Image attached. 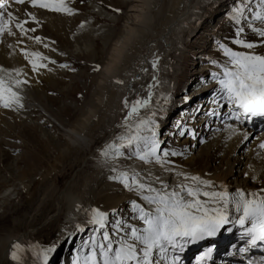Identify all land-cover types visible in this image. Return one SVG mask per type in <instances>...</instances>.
<instances>
[{
    "label": "bare ground",
    "instance_id": "1",
    "mask_svg": "<svg viewBox=\"0 0 264 264\" xmlns=\"http://www.w3.org/2000/svg\"><path fill=\"white\" fill-rule=\"evenodd\" d=\"M79 1L76 0L75 2L79 3ZM112 1L120 4L114 6H126L127 9L120 32L116 36L113 34L115 38L111 43L109 42L108 48L102 47V50H98L101 53L99 54L98 52L97 57L98 55L100 57L106 55L104 61L97 64L96 60L90 57L94 62L93 68L99 67V70L95 71L91 80L94 85L93 92L91 91L94 93V98H90L86 108L80 110L79 117L73 125L67 128L59 127L62 132L60 137L64 142L61 145L56 143L55 148L59 151V155L54 161L53 169L49 172L45 171L39 178L36 180L32 179L29 184L23 187V191L28 194L26 205L28 213H31L30 217L34 214H32L33 211L37 212L45 208L42 218H46L38 227L34 228L33 226L34 229H21L22 222L28 218L25 215L22 219L15 221L16 225H18L16 232L7 236L6 240L0 238V264H45L44 254H47V251L44 248L53 239L55 233L62 230L63 233L67 232L66 234H72L74 230H77L79 231L78 235L90 232V234H86L90 242L95 235L93 232L94 228L89 222L92 209H98L108 213L110 216L125 201H135L140 206L150 210L151 206L147 205L135 190L129 191L119 182L121 171H126L129 175L133 172L139 173L144 178L145 183L150 181L155 187H159L157 177H159L160 181L169 183L173 187L179 184L181 177L175 175V173L179 172L189 176L197 175L204 180L211 181L216 186L213 190L226 191L230 196H235L238 191H243L246 195L255 193L257 194V199L264 196V187H261L264 174V162H262L264 149L259 147L261 143H264V140L250 152L248 156L249 162L246 163L247 165L245 164L246 167L244 168L245 183L240 182L236 176L241 173V170L235 169V165L237 164L240 167L244 166V163L238 161L239 159L236 155L245 149L244 133L247 131L236 123L221 125L218 122V118L223 115V112H216L215 110L219 108L218 105L221 103L223 96H225L219 83L215 85L213 82H209V85L203 86L204 89L199 92V95L208 91V97L203 99L205 101H200V103L203 102L204 104H202L203 106H198L200 110L198 109L197 111V108H195L196 111L192 112L189 117L188 128L191 125H193V129L195 126L202 128L203 125H206L205 136L208 138L207 142L218 133V139L206 146L208 152H215L214 157L216 153H221L227 143H230L229 140L236 135L230 136L227 126L232 125L238 129L237 138L233 140V147L230 149L229 154V157L232 156L235 160L229 162L225 172L209 170L210 168L201 171L196 166H192L195 162H192V164L188 162L186 165L181 161L177 164L168 162L164 166L156 163L145 164L132 156V150L127 147L120 149L125 155L118 160L106 159L101 155V152L109 145L116 143L119 146L118 137L131 134L129 127L124 123L126 114L129 111V109L125 108L126 100L134 102L137 99H147L151 95L150 105L141 110V118L151 121L150 126L157 133L159 141H161L160 129H162L168 119H172V116L184 110L186 98L181 96L185 93L186 86L190 87L196 81L201 80V78H208L209 72H217L222 78V69L227 64L219 62V64H216L217 67L207 70L206 64H210L208 61L210 53L206 49V45L211 39L216 41L217 37L220 36L217 34V30L226 19L220 17L224 13L229 14L230 17L231 15L233 18L236 17L237 13L232 11L235 7L234 4L239 3L238 7H242L243 11L247 4L246 1L249 0H243V2L242 0ZM1 2L6 5L7 11L14 12L21 21L29 19V23L25 27L36 29L35 32L29 31L21 35L15 28L16 22L13 21L12 29L14 35L8 36L5 34L0 37V68L11 72L13 80L28 81L31 87L25 88L30 90L29 95L25 93L27 96L23 97L22 95L24 94L21 96L24 98L23 105L27 103V109L33 110L36 109L37 104L40 105L37 99L38 94L42 90L43 93H46L53 86L58 88L64 85V82L58 79L59 76L63 77L64 74L58 70L54 71L56 68L53 69L52 66L50 71L49 69L45 71L47 67H41L33 71L29 63V59H33V57L26 58L24 53H41L42 56L48 59H44L45 62L39 61V63L48 66L47 63H50V60L54 58L52 55H55V50L59 49H54L52 44L47 41L50 39L46 40L44 34H55L65 42L69 40L64 38L67 36L71 37L64 33L71 24L68 19L69 15L31 8L27 0L22 8L11 5V0H1ZM257 11L264 12V3H261V7L255 9L254 13ZM28 12L35 15L39 23L32 22L26 15ZM244 12L245 10L243 13L240 12L238 16H242ZM252 16L253 20L250 21L251 23L255 20L254 14ZM250 22H247V25H250ZM258 25L260 28L263 27L260 24ZM258 25H255L257 29ZM77 31H79L77 35H81V39L78 40V37L75 36V40L78 42L85 41L84 39H86L88 34L85 35V33L83 35L81 28ZM103 33L109 34L107 31ZM37 36L41 38L39 43L35 40ZM94 36L91 34L89 39H93V41L95 39L97 45H99V41ZM105 38L104 36L103 39ZM107 39L104 40L106 46L108 44ZM45 45L53 51L51 52L47 48L44 49ZM105 49H108L107 53ZM94 57L97 58L96 56ZM154 62L156 64L155 68L153 67ZM223 62L225 61L223 60ZM200 65L201 67L199 68ZM218 65H220L219 68ZM17 70L21 72V75L16 76ZM0 76H6V73L0 72ZM116 81H122L123 83H117ZM50 91H54V89ZM65 92H68L70 96L73 94L72 90H66ZM212 94L214 95L212 96ZM7 111L8 109L0 107V124L2 121L8 120L10 114L7 117H3ZM224 112L228 113L227 110ZM17 114L20 121H22L25 115L23 113ZM180 117L183 118L182 115ZM205 120L206 123H204ZM136 122L135 118L130 121L132 125H135ZM9 128L11 129V127ZM220 130H225V134L222 137H219ZM141 134L148 135L145 130ZM98 140L100 143L97 145ZM97 146L99 147L96 148ZM31 154L34 155V153ZM7 155V151L6 153L4 152V156ZM208 156L212 158L211 155ZM27 157L30 156L27 154ZM23 161L24 158L20 159L19 162ZM113 168L117 169L116 175L109 180L104 177L105 185H103L102 180H99L98 187L101 188L99 191L84 192L83 188L88 185H86L88 183V181L86 182V176L88 178V175L93 171H102L99 173L103 175ZM67 169L72 171L71 181L66 182L65 186L61 188L58 186V175L60 174L61 176V173ZM91 175L94 176L93 174ZM185 182L190 183V181ZM0 185L1 187L3 186V184ZM3 197L5 198V196ZM48 209L49 212L47 213ZM38 214L40 215L39 212ZM237 215L234 211L230 213V216L233 217ZM85 237L78 239L77 243H83ZM17 243L21 246L20 249L13 247ZM190 243L187 242L186 244ZM198 245H201V240L195 242V246ZM13 252L17 253L18 259L14 260L12 258ZM199 253L203 257L210 254L208 251H200ZM68 260H70L68 257L65 258V261Z\"/></svg>",
    "mask_w": 264,
    "mask_h": 264
},
{
    "label": "rangeland",
    "instance_id": "2",
    "mask_svg": "<svg viewBox=\"0 0 264 264\" xmlns=\"http://www.w3.org/2000/svg\"><path fill=\"white\" fill-rule=\"evenodd\" d=\"M75 1L76 0H68L69 7H71L72 9L74 8V11L76 13L75 15H69L68 19L69 23L71 24L70 27H68L64 32L65 35L71 36L70 38L68 36L64 37L68 38L69 40H66V42L62 41L59 36H56L55 34L50 35V33L44 34L45 36L43 35L46 40L50 39L47 41L52 44L54 49H59L55 50V55H52L54 58L50 60H54V63H47L48 66H45L47 67L45 71H48V69L50 71L52 66L53 69L56 68L54 69V71L58 70L63 73L64 76H59L58 79L64 82V85L58 88L53 86L51 89H48L49 91H47L46 93H43V90L41 88L42 91L40 92V94L37 93V102L41 106L37 104L36 109L30 110L27 109V103H24V107L22 109H8L7 113H4L3 117H7V115L10 114V119L8 118V120L2 121V123L0 124V184H3L2 187L0 185V238H4L5 240L8 238L7 236H10L16 232V228L18 227V225H16L15 221L17 222L18 220L22 219L24 215L26 218H29L31 215V213H28V208L26 205L28 194L23 191L24 185L29 184L32 179L36 180L42 173H45V171L49 172L53 169L52 167L54 165V161L59 155V151H57L55 148L56 143L58 145L60 143L61 145L64 142V140L60 137L62 132L60 131L59 127L67 128L73 125L79 117L80 110L86 108V104L90 100V98H94V93H92L94 85L91 80L96 71V68H93L94 62L90 59V57H93L92 59L96 60L95 62L97 64L103 62L106 55H102L103 57H100L98 55L97 57V53L99 52L98 50L108 48L109 42H112L115 36L120 32L123 25L124 14L127 9L126 6L116 7L114 5L120 4L113 3L112 0H80L79 3H76ZM246 2L247 4L244 8V14L249 20L251 19V17L250 12L246 14L247 6L248 9L252 8V6L254 8H260L261 0H249ZM238 4L239 3H235L234 6L236 8L234 7L232 9L233 12L236 9L234 13H237V16L233 18L232 15L230 17L229 14L224 13L220 18L226 19L217 30V34L220 36L217 37L216 41L211 39L206 45V49L209 50L208 52L210 53V57L208 59L210 64H206L207 70H210L212 67H217L216 64H219V62H221V64H227L228 61L224 55L223 49L220 47L221 45H225L231 48L233 51L243 52L245 54L253 53L255 55L264 56V40H262L256 32L252 31L254 27L257 28L255 25H247L251 20L246 21L241 18V15L240 17L238 16L240 12H238L237 10H242V7H238ZM97 12L99 15L97 14ZM242 17H244V15H242ZM81 24H83L84 26L81 27ZM260 25L263 26L261 28H264L263 24ZM240 27L244 28V32L238 36L237 30ZM80 28L82 29L81 32L83 33V35L85 33V35L88 34V38L86 37V39H84L85 41L83 42H78L77 40H75V36L78 37V40L81 39V35H77L79 32L77 30ZM261 28L258 27V29ZM90 31H92L91 34H93V36L95 35L94 37L99 41V45H97L95 39L94 41L93 39H89L91 35H89ZM105 31L109 32V34H104L103 32ZM104 36L106 37L105 39L108 38L107 46L104 43ZM236 39H243L246 42H251L255 45V47L253 49L243 48L240 45L233 43V41ZM47 47L48 46L44 47V49H46ZM47 49L51 52L53 51L51 50V48ZM105 52L107 53L108 49H105ZM100 53L101 52H99V54ZM93 55L97 58H95ZM223 60L225 62H223ZM41 61L45 62L44 60ZM57 62L59 63L57 64ZM60 65H67L68 67H60ZM201 65L199 66V68L201 67ZM219 66L220 65H218V68ZM209 73L211 75L208 74V78H201V80L196 81L190 87L186 86L185 93H183L181 97L186 98L185 107L187 108L184 107L185 111L181 110L180 112H178V114L172 116V119H168L166 124L162 127V129H160V147L164 152L177 153V155H169L167 157H163V159L167 160L171 164H177L180 161L184 165L188 164V162H191V164L192 162H195V164H192V166H196L201 171H204L203 169L208 170L210 168L209 170L225 172L229 162L231 160H235L234 157H229V154L231 151L230 149H232L233 147V140L237 138V134L233 139L229 140L230 143H227L226 147L222 149L223 153L218 152L219 154L216 153V156L214 157L213 155H215V152H208L206 146L207 144H210L218 139V133L215 134L212 139L207 142L208 138L207 136H205L206 125H203L202 128L200 126H195V130L193 129V125L189 127L190 129L188 128L189 117L192 115V112L196 111L195 108H197L198 111L199 107L204 105L203 102L200 103V101H205L203 99L208 97L209 92L207 90V92L199 95V92L204 89L203 86L209 85V82H213L210 80L219 82L217 78L220 77V75H218L217 72ZM91 84L93 85V87H91ZM26 85L23 84L19 89H16L20 93V95L24 94L22 95L23 97H25V93L29 95L28 93L30 92V90H27V88L31 87V85H29L28 83ZM23 87L27 88L24 89ZM52 89H54V91H50ZM66 90H72L73 94L71 96L68 95V92H65ZM23 99L24 98H22V103ZM19 110H22V112H20ZM17 113H23V115H25L22 121H20V119L18 118ZM180 115H182L183 118L180 117ZM204 123H206V120L204 121ZM9 127H11V129ZM191 131L195 133L196 139H192L190 135ZM224 131L225 130H220L219 137H222L225 134ZM246 131L247 139L244 140L245 149L243 152L240 151L236 155L239 159L238 161L243 162L244 166L239 167V165H235V169L237 168L238 170H241L240 172L242 173H240L239 175L237 174L236 178L243 183H245L244 168L247 165L246 163L249 162L248 156L250 152L253 151L255 146L259 145L261 141L263 142L264 140V138L262 139V137H264V133L257 134L256 130L252 131L246 129ZM99 143L100 141L98 140L97 145ZM98 147L99 146H97L96 148ZM6 151L8 155L4 156V152L6 153ZM31 153H34V155H32ZM27 154L30 157H27ZM208 155H211L212 158H210ZM22 158H24V161L19 162ZM262 162H264V158L262 159ZM99 172L102 171H93L88 175V178L86 176V182L88 181L86 185H88H85L86 187L83 188V190H85V193H88L89 191H99L101 189L100 187H98L99 180H102L103 185H105V178H108L109 180L116 175V171H113V169L109 170L103 175H100ZM71 173L72 171L70 169H67L63 171V173H61V176L59 174L58 186L63 188L66 182L71 181ZM91 174H93L94 176H92ZM262 179L263 183L261 184V187H264V174ZM246 181L248 182V180ZM87 189L88 191H86ZM3 196H5V198ZM132 202L133 201H125L123 205L117 208L114 213H112L108 217L112 229L114 228L116 221L126 223L127 225L135 226L141 229L146 227L143 221L138 219L139 210L133 209ZM145 209L149 210L147 208ZM38 212L40 213V215L38 214ZM44 212L45 208L42 210H38L37 212L33 211L32 214L34 213L35 215L33 214L29 219L27 218V220L24 219V223L22 222L21 224V229H32L33 226L35 228L41 225L42 221L46 218H42ZM48 212L49 209L47 213ZM30 220L31 222H29ZM27 222L29 225L27 224ZM66 233H63V230L55 233L53 239L49 242L46 248H44V250L46 251L53 247L55 249L54 251H47V264H67V262L63 261L61 263V261L65 257L76 255L80 250V245H89V238L85 233L78 235L79 231L77 230H74L72 234ZM84 237L85 239L83 243H77L78 239H83ZM45 243L47 244L46 241ZM77 245L79 246L77 247ZM82 250L85 249L82 248ZM74 261L75 259L72 260V263ZM68 262L70 264L71 259ZM79 263L84 264V258L81 259V262Z\"/></svg>",
    "mask_w": 264,
    "mask_h": 264
},
{
    "label": "snow or ice",
    "instance_id": "3",
    "mask_svg": "<svg viewBox=\"0 0 264 264\" xmlns=\"http://www.w3.org/2000/svg\"><path fill=\"white\" fill-rule=\"evenodd\" d=\"M16 4H25L26 0H14ZM32 8H39L48 12L75 15L74 9L69 7L68 0H27ZM243 2V0H242ZM264 3V0H261ZM119 11V10H117ZM242 12L241 9L237 10ZM6 13V15H5ZM32 22L39 23L37 17L31 12L26 13ZM254 19L264 23V12H255ZM21 35L29 31L35 32V28H27L29 19L23 21L14 12L7 11L6 5L0 2V37L5 34L13 36L12 23ZM239 23V21H238ZM84 25L81 24V27ZM258 36L264 40V28H253ZM244 28L237 30L239 36ZM31 39V37H29ZM37 43L40 37H35ZM233 43L246 49H253L255 45L243 39H236ZM46 46V45H45ZM227 58V65L222 69V78L219 85L225 94L228 104L236 109L234 121H240L242 117H264V56L245 54L233 51L231 48L221 45ZM29 59L33 71L45 67L39 61L48 59L39 52L24 53ZM54 63V61H50ZM60 67H68L60 65ZM153 67H156L155 62ZM96 70H99L97 66ZM6 76H0V107L9 110L24 107L22 96L16 90L21 85L27 84V80L12 79V73L0 68ZM21 75L19 70L16 76ZM10 81V82H9ZM123 83L122 81H116ZM151 87V86H150ZM151 102V95L147 99H137L134 102L125 101V108L129 109L125 117V125L131 131L128 136L118 137L119 146L116 143L109 145L101 152L106 159L118 160L125 153L120 149L127 147L132 150V156L145 164L156 163L164 166L168 163L163 157L177 155V153L164 152L160 147L157 133L150 126L151 121L141 118V110L147 108ZM136 119L135 125L130 121ZM231 135L238 134V129L228 125ZM146 130L148 135H142ZM247 139V133H244ZM264 149V143L259 145ZM113 171H117L113 168ZM181 177V182L174 187L169 183L159 180V187L153 186L139 173L129 175L126 171L120 172L119 182L129 191L135 190L140 198L151 206L150 210L132 202L133 209L139 210L138 219L143 221L146 227L137 228L119 221L115 222L113 230L108 231V213L98 209H92L89 222L94 225V237L88 245V254L84 257V264H157V253L164 254L169 249L183 251L187 242L195 243L206 236H214L218 230L230 222V213H237L236 223L246 229L252 245L258 241L264 242V196L256 198L255 193L246 195L238 191L235 196H230L226 191H217L211 181L202 179L197 175L175 173ZM185 181H190L185 182ZM251 196V198H249ZM97 236L99 237L97 239ZM14 248L20 249L17 243ZM54 247L47 251H54ZM14 260L18 259L17 253H12ZM47 254L44 261L47 264ZM172 264H176L173 259Z\"/></svg>",
    "mask_w": 264,
    "mask_h": 264
}]
</instances>
